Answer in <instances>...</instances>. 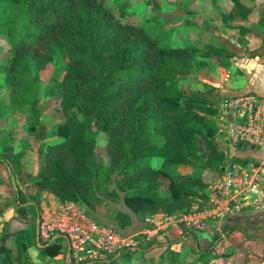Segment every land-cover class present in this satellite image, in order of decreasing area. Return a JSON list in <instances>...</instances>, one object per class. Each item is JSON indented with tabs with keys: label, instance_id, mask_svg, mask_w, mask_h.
Returning a JSON list of instances; mask_svg holds the SVG:
<instances>
[{
	"label": "trees",
	"instance_id": "16d2710c",
	"mask_svg": "<svg viewBox=\"0 0 264 264\" xmlns=\"http://www.w3.org/2000/svg\"><path fill=\"white\" fill-rule=\"evenodd\" d=\"M10 1L14 11L0 25V40L14 52L10 60L0 59V75L16 84L24 68L44 69L54 47L68 61L61 82L63 121L54 126L56 139L44 144V166L31 180L29 197L37 201L47 192L91 208L105 171L142 228L150 227L147 219L154 215L187 212L196 193L206 197L195 190L207 186L203 155L218 169L221 152L207 136L211 121L204 101L183 92L198 49L172 43L171 31L157 28L156 15H145L139 24L128 17L122 21L104 0ZM100 133L107 137L105 164L96 152ZM154 159L162 167L152 166ZM178 166L193 173L181 174ZM162 177L169 182L164 191ZM130 222L127 213L118 220L121 227ZM46 250L50 258L62 252L59 246ZM210 251L191 264H200ZM0 264L48 263H33L22 243L16 250L2 245Z\"/></svg>",
	"mask_w": 264,
	"mask_h": 264
},
{
	"label": "crops",
	"instance_id": "0c3cea01",
	"mask_svg": "<svg viewBox=\"0 0 264 264\" xmlns=\"http://www.w3.org/2000/svg\"><path fill=\"white\" fill-rule=\"evenodd\" d=\"M193 1L196 5L204 6L207 15H203L206 18L200 23L192 20L185 24H171L173 30L170 41L198 49V61L190 69L183 92L187 96L196 95L204 101L205 114L211 121L206 129L207 136L218 143L221 152L217 160L220 162L218 169H213L211 159L203 155L205 172L213 175L203 191L212 198L213 188L221 184L225 176L234 172L246 177L255 175L259 181L247 192L249 205L242 209L248 211L259 205L264 208V144L259 147H235L227 143L228 124L235 121V116L232 110H225L230 100L243 94L256 96L264 108V0ZM125 3L122 4L123 8ZM165 7L179 9L177 5H167L165 0H151L144 7L139 5V10H144L136 24L145 15L160 16ZM207 17L212 19L207 21ZM175 36L179 38L174 40ZM21 151L23 158L19 159L11 146L0 147V247L4 245L16 250L23 243L33 263L66 264L63 247L62 252L50 258L46 247L39 242L46 258L37 262L29 254V244L13 237L24 229L23 224L14 220L15 205L22 204L18 192L29 202L28 207L33 211L36 237L37 204L44 195L54 197L47 192L37 201L29 197L27 184L25 189L15 170L23 171L20 174L29 178L36 175L37 166L34 165V170L30 172L27 158L34 152L27 149ZM193 170L187 166L176 168L181 174H191ZM244 202L243 199L241 203ZM238 214L226 216L212 223L210 228L201 230L208 231L212 241L205 236H198L196 232H190L192 229H186L176 214L154 215L147 219L150 227L142 228L135 234L141 236L143 247L125 256L158 259L156 264H191L199 258L200 253L211 250L200 264H264L263 212ZM142 263L147 264L144 259Z\"/></svg>",
	"mask_w": 264,
	"mask_h": 264
},
{
	"label": "rangeland",
	"instance_id": "374dc122",
	"mask_svg": "<svg viewBox=\"0 0 264 264\" xmlns=\"http://www.w3.org/2000/svg\"><path fill=\"white\" fill-rule=\"evenodd\" d=\"M167 5H172L179 8L178 10L164 8V12L157 17V28L164 27V30L172 31V25L174 23H187V21H204L203 13L206 14L204 6L199 4L196 5L193 0H165ZM104 4L110 8L115 16L120 20L128 19L133 20L134 23L139 22L137 18H140L144 8L139 10V5L142 7L150 4L151 0H104ZM124 4L125 2V15L121 14V10L118 8V3ZM198 2V1H196ZM163 3H165L163 1ZM120 8H123L121 7ZM12 3L10 0H0V25L5 21L12 18ZM139 10V11H138ZM129 11L132 13L129 15ZM209 17H207L208 19ZM127 19V20H128ZM208 19L207 21L211 20ZM206 21V22H207ZM164 30L161 32L163 35ZM185 31L182 33L184 34ZM177 40V36L174 37ZM13 50L8 45L7 41L2 38L0 40V59L10 60L13 55ZM68 61L64 55V52L59 47H54L52 60L46 65V67L40 71H36L32 66L24 68L21 72V79L15 84L9 75H0V147L11 146L16 154L22 152L21 149L32 150L34 153L28 155L27 161H29L30 172L34 170V165L37 166L35 176H37L44 166V149L45 142L56 139L54 127L59 121H63L61 113V82L66 72ZM14 83V85H13ZM54 127V128H53ZM96 152L99 159L105 164V143L107 137L100 133L96 137ZM22 154L18 155L19 159H22ZM14 157V156H13ZM152 166L156 168L162 167L161 159H154L151 162ZM42 168V169H39ZM171 172V168L168 169ZM17 171L18 178H20L22 185L26 188L30 187L33 176L27 178V176L20 174L23 171ZM181 172V171H180ZM204 178L205 186L209 185L213 175H209L204 172L202 175ZM168 179L162 177L161 191L167 189ZM97 197L93 201L91 208L83 206L84 210L91 217H96L102 225L113 228L119 234L123 236L134 235L142 229L143 223L139 221L138 217L135 216L125 205L123 201V193L115 188L114 182L107 177L105 171H100V177L97 181ZM196 192L202 194L203 185H199L195 188ZM197 195L191 199V207L187 212L176 213L181 217L187 215L196 209L197 211H203L214 206L215 201H211V197L204 193ZM21 205H15L14 220L23 224L24 229L20 232L15 233L13 236L18 241L24 240L29 246V254L32 260L40 262L46 255L44 249L39 246V241L36 237V224L33 215V211L28 207L27 202L23 197ZM20 199V200H21ZM263 212L264 208L253 207L252 210L246 211V209H240L234 214H245V212ZM243 212V213H242ZM127 213L131 217V222L124 227L118 224V220L121 216ZM238 214V215H239ZM175 215V214H174ZM181 216V217H180ZM96 220V219H95ZM20 225V224H19ZM17 225V227H19ZM190 232H196L198 236H205L207 239L212 241L209 232H201L197 230H190ZM213 233V230L211 231ZM211 233V234H212ZM195 234V233H193ZM1 237V236H0ZM2 240V239H1ZM39 243V244H38ZM140 250V249H138ZM135 251H137L135 249ZM134 252V251H133ZM131 250L128 254H133ZM66 253V252H65ZM143 259L147 264H156L158 259ZM143 259L135 256L127 257L124 254L111 259L110 264H143Z\"/></svg>",
	"mask_w": 264,
	"mask_h": 264
},
{
	"label": "built area",
	"instance_id": "2783aa9c",
	"mask_svg": "<svg viewBox=\"0 0 264 264\" xmlns=\"http://www.w3.org/2000/svg\"><path fill=\"white\" fill-rule=\"evenodd\" d=\"M225 110H232L235 116V121L228 124L227 143L235 147L264 144V108L256 96H237L225 105ZM258 181L255 175L246 177L237 172L225 176L212 190L211 201H215V208L194 209L181 217L186 229L210 228L215 221L247 207V192ZM243 199L245 202L241 203ZM37 239L44 247H63L66 264H107L144 245L140 235L123 236L98 223L82 205L46 195L37 204Z\"/></svg>",
	"mask_w": 264,
	"mask_h": 264
}]
</instances>
